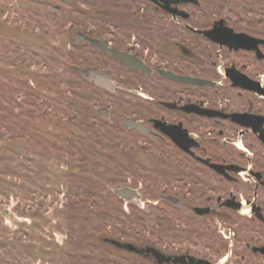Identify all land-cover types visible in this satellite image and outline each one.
Here are the masks:
<instances>
[{"label":"rangeland","instance_id":"1","mask_svg":"<svg viewBox=\"0 0 264 264\" xmlns=\"http://www.w3.org/2000/svg\"><path fill=\"white\" fill-rule=\"evenodd\" d=\"M143 7L0 0V264H156L145 254L175 248L161 195H177L179 155L129 127L142 126V78L89 41L134 43L152 19Z\"/></svg>","mask_w":264,"mask_h":264},{"label":"flooded vegetation","instance_id":"2","mask_svg":"<svg viewBox=\"0 0 264 264\" xmlns=\"http://www.w3.org/2000/svg\"><path fill=\"white\" fill-rule=\"evenodd\" d=\"M141 1L153 15L134 43L96 39L144 70L96 49L141 76L142 119L131 120L179 155L169 162L177 195H161L175 204V248L145 255L264 264V0Z\"/></svg>","mask_w":264,"mask_h":264},{"label":"water","instance_id":"3","mask_svg":"<svg viewBox=\"0 0 264 264\" xmlns=\"http://www.w3.org/2000/svg\"><path fill=\"white\" fill-rule=\"evenodd\" d=\"M89 41L96 47H99L102 51H108L111 52L112 55L120 60L122 63L126 64L127 66L132 67L135 70H144V64L143 62L138 59L135 56L129 55L128 53L125 52H121L117 49L111 48L109 47L107 44H104V42L99 41L97 39H89ZM93 83L102 86L110 91L113 90L114 88V83L105 75L103 74H98L94 71H90L88 72V76H87ZM131 123V122H128ZM133 126L138 127V129H144L142 126L136 124V123H131ZM116 193L118 195H120L121 197L125 198V199H135V198H139L140 195L138 194V192L134 189L131 188H122V189H117ZM145 251V250H144ZM149 251V250H148ZM154 252V254L157 255V252L152 250Z\"/></svg>","mask_w":264,"mask_h":264}]
</instances>
